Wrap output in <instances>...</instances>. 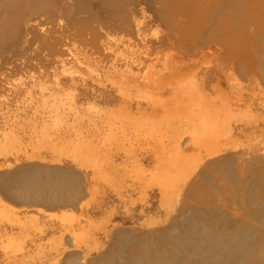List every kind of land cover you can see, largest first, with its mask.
Returning a JSON list of instances; mask_svg holds the SVG:
<instances>
[{"label":"rangeland","instance_id":"374dc122","mask_svg":"<svg viewBox=\"0 0 264 264\" xmlns=\"http://www.w3.org/2000/svg\"><path fill=\"white\" fill-rule=\"evenodd\" d=\"M100 1L0 0V208L37 221L0 219V246L6 235L22 246L0 247V264H155L154 255L172 261L179 252L182 264H205L193 254L204 227L248 230L244 262L264 264V197L239 202L244 190L228 187L239 171L212 167L238 153L248 172L264 155V120L232 121L233 140L204 129L201 145L189 142L185 121L151 122L189 84L244 90L242 104L264 117V0ZM223 143L236 147L224 154ZM75 144L92 147L101 174L73 159ZM160 150L185 159L166 196L151 178L167 158ZM63 212L73 219L62 222Z\"/></svg>","mask_w":264,"mask_h":264},{"label":"bare ground","instance_id":"6f19581e","mask_svg":"<svg viewBox=\"0 0 264 264\" xmlns=\"http://www.w3.org/2000/svg\"><path fill=\"white\" fill-rule=\"evenodd\" d=\"M118 0H101L100 3L101 4H115ZM124 2V1H123ZM28 3V1H27ZM125 4V3H123ZM257 43V42H256ZM195 46V45H194ZM259 53H261V51H259ZM262 54V53H261ZM244 66V65H243ZM258 69L261 70L260 72H262V76L264 77V58L263 59H260L259 62H258ZM136 74H134L135 76ZM133 76V77H134ZM137 77V76H136ZM262 77V78H263ZM132 78V77H131ZM234 78V76H233ZM136 79V78H134ZM193 79V78H192ZM235 81H236V78H234ZM263 80V79H262ZM127 81V80H126ZM134 81V80H133ZM144 81V80H143ZM205 81V80H203ZM233 81V82H235ZM260 81V80H259ZM125 82V81H124ZM135 82V81H134ZM192 82V81H191ZM194 82V81H193ZM130 83V82H129ZM185 83V82H184ZM236 83V82H235ZM137 84V83H135ZM201 84V83H200ZM120 85V84H119ZM131 84H129L130 86ZM142 85V84H140ZM155 85V84H154ZM158 85V84H156ZM218 85V86H217ZM223 85V84H221ZM220 83L219 84H216L215 87H217L215 89V92L213 94H211L209 92L208 94V91L205 92V88H203L202 86H205L204 84L201 86V87H195L194 85L192 84H189V85H184V86H179L176 88V94L173 93V96L171 100H169L170 102H166L165 104L163 103L162 104V107L164 108V113L163 115H161L160 117H155V118H152L151 122L154 120V122H160L162 120H174V119H177L179 121H185L186 124L189 126V127H192L193 128V131L190 132V139H189V142H191L193 145H201V144H204L203 142V139H205L207 141V137H208V134L204 132V129H211L213 132H216V130L219 131L220 130H224V131H227V135L226 137L228 136H231V140L232 137L234 136V134L231 132L230 128L233 129V127H231L230 125L233 124L231 123L232 121H236L239 117L243 118L247 123L250 122L252 124H256L257 121H263L264 120V117L262 118H257V112H255L254 110V107L249 104V103H246V104H242V97H243V94L244 92L247 93L246 91L244 90H241L242 92H238V91H235L234 93H229V92H233V89H231L229 92H227L223 86H221ZM231 85V84H230ZM245 85V84H243ZM128 86V85H127ZM128 86V87H129ZM133 86V85H132ZM144 86V85H143ZM197 86V85H196ZM213 86V85H212ZM236 86V85H234ZM239 86V85H238ZM122 87V86H121ZM228 87V86H227ZM120 88V87H119ZM213 88V87H212ZM123 89V88H122ZM128 89V88H127ZM236 89V88H235ZM211 90V89H210ZM214 90V89H213ZM124 92V91H123ZM141 94V93H140ZM51 96V95H49ZM57 97V96H56ZM72 99V98H71ZM50 101V100H49ZM56 101V100H55ZM58 101V100H57ZM49 103V102H48ZM56 103V102H55ZM59 103V102H58ZM57 103V104H58ZM63 103L60 102V106L62 105ZM65 104V103H64ZM70 104V102H69ZM75 104V103H74ZM46 105V104H45ZM54 105V104H53ZM56 106V105H55ZM54 106V107H55ZM53 107L52 105L49 107L51 108ZM64 108V107H63ZM44 109V108H43ZM48 110V109H47ZM54 110V109H53ZM53 110H52V113H53ZM56 112L57 110H59L58 112L60 113V109H55ZM69 111V110H68ZM101 111V110H100ZM59 113H55V116H59L58 114ZM156 113V112H155ZM62 114V113H61ZM50 115V114H49ZM44 117V116H43ZM50 117V116H49ZM115 117V116H114ZM153 117V116H152ZM56 118V117H54ZM142 118V117H141ZM68 119V118H67ZM143 119V118H142ZM147 119V118H145ZM57 120V118L55 119ZM101 120V119H100ZM239 120V119H238ZM147 121V120H146ZM145 121V122H146ZM53 122V120H52ZM179 123V122H178ZM264 123V121H263ZM50 124V123H49ZM62 124V123H60ZM58 124V125H60ZM69 124V123H68ZM149 124V123H148ZM156 124V123H155ZM171 124V123H170ZM66 125V124H65ZM143 125V124H142ZM141 125V129L143 128V126ZM147 125V123L145 124ZM144 125V126H145ZM153 125V124H152ZM157 125H161V124H157ZM156 125V126H157ZM164 125V124H163ZM146 127V126H145ZM155 127V126H154ZM161 127V126H160ZM166 128V127H165ZM47 129V128H46ZM58 129V128H57ZM151 129V128H150ZM78 130V129H77ZM149 130V129H148ZM156 130V127L155 129L152 128L151 132L152 134H154L153 132ZM81 131V130H80ZM46 132V131H45ZM11 133V132H10ZM48 133V132H47ZM80 133V132H79ZM158 133V131H157ZM156 133V134H157ZM77 134V133H76ZM81 134V133H80ZM165 134V133H164ZM182 134V133H181ZM151 135V134H149ZM212 135H214L212 133ZM53 136V135H52ZM210 136V135H209ZM8 137V136H7ZM167 137V136H166ZM10 138V137H9ZM50 138V137H49ZM174 139V136L171 137ZM181 136H175V139L174 141L176 143L179 142ZM186 138V137H185ZM184 138V139H185ZM189 138V137H187ZM239 138V137H238ZM237 138V139H238ZM51 139V138H50ZM65 139V138H64ZM235 139V140H237ZM260 140V138H258ZM258 139H255V142L256 140ZM264 139V138H262ZM11 140V139H10ZM161 140V139H160ZM183 140V139H182ZM186 140V139H185ZM185 140H184V143H185ZM188 140V139H187ZM186 140V143L188 142ZM229 140V139H228ZM228 140L226 144H228ZM14 141V140H13ZM48 141V140H47ZM63 141V140H62ZM12 142V141H11ZM69 142V141H68ZM214 142V141H212ZM233 142H237V141H233ZM253 141V143H255ZM259 142V141H257ZM5 143V142H4ZM10 143V141H9ZM44 143V142H43ZM50 143V142H49ZM54 144V142H52ZM58 143V142H57ZM60 143V142H59ZM211 143V142H210ZM219 143V142H218ZM221 143L220 142V146H221ZM225 143V141H224ZM224 143L222 144V146L224 145ZM238 143V142H237ZM240 143V142H239ZM51 144V143H50ZM49 144V145H50ZM52 144V145H53ZM67 145L66 146H63L62 147V150L61 151H67L68 152V149H69V145L68 143H66ZM188 144V143H187ZM214 144V143H213ZM225 144V145H226ZM234 144V143H233ZM256 144V143H255ZM254 144V146H255ZM264 145V142L262 143ZM56 145V143H55ZM81 144L79 145H76L75 144V147H77V150H75V154H74V160L78 161V163H81V164H86L89 166H92L93 169L95 167V171L97 172H94V173H100V169H101V163L99 164L96 160V158H91V154L92 152L94 151H91L90 149V145H82L80 146ZM176 145V144H175ZM181 145V144H180ZM189 145V144H188ZM239 145V144H238ZM253 145V144H251ZM209 146V144H208ZM219 146V149H222L223 148H226V146L220 148ZM228 146H229V149H228ZM227 146L226 150L228 149V151L225 153L222 152V155L228 153L231 148H234L236 147V145L233 147V146H230V143L229 145ZM54 147V145H53ZM80 147V149H78ZM182 147V146H181ZM211 147V146H210ZM215 147V146H213ZM217 147V146H216ZM252 147V146H251ZM52 148V147H51ZM60 148V147H59ZM55 150L53 152H56V147L52 148V150ZM61 149V148H60ZM215 149V148H214ZM250 149V148H249ZM238 150V149H236ZM220 151V150H219ZM233 151V150H232ZM239 151V150H238ZM250 151V150H249ZM235 152V150L233 151ZM232 152V153H233ZM260 150L257 151V155L259 157V159H261L260 161H257V162H253V163H250V168L247 172V168H244L245 166H242V158H241V155L236 153V154H233L235 156H231L227 159H221L219 162L217 161L216 164H213L211 163L212 167L215 168L217 167L219 170L221 171H225L224 173L226 174H229L230 173V168H236L237 171H239V173L241 174V177L240 179H236L233 175H228L231 176L229 177L231 180H229L230 182H232V184L234 185L233 187H231L230 185H228L229 188H231L232 191H239V190H244V193H241L240 195V198H238V201H252L254 198H255V195H258V198L259 200H261V198L264 197V165H261V161H264V155H262L261 153H259ZM264 152V151H263ZM165 154L167 155V158L164 159L162 162L158 163V167H157V170L156 172L152 175L153 177L152 180L156 183V185L158 186V189L161 191L162 195L163 196H166L168 195V193L170 192L171 188H173L174 186V181L176 180V174L178 173V171L180 169H182L181 167L184 165L185 163V159L182 158V156L180 154H178L177 152H173L171 150H160L159 154ZM224 153V154H223ZM231 153V154H232ZM210 154V153H209ZM214 154V153H213ZM216 154V153H215ZM215 154H214V157H215ZM217 154H221L217 152ZM218 155H216L217 157ZM248 156V155H247ZM216 159V158H215ZM241 160V161H240ZM247 161V160H246ZM250 161V159H249ZM88 163V164H87ZM235 166H234V164ZM208 164V163H207ZM229 164V165H227ZM261 165V168L259 170H256L255 168H257V165ZM164 165V166H163ZM237 165L239 166V168H237ZM208 166V165H207ZM210 166V164H209ZM208 166V167H209ZM106 168V167H104ZM135 168V167H134ZM103 169V168H102ZM101 169V170H102ZM255 171H254V170ZM104 170V169H103ZM102 170V171H103ZM129 171V170H128ZM102 173V172H101ZM100 173V174H101ZM133 173V172H132ZM136 173V171H135ZM144 174V173H143ZM28 177H30V181L28 183L31 184V186L35 187L37 185V182L35 181L36 177L34 175V173L32 172L31 174H27ZM103 175V174H102ZM104 176H106L104 174ZM109 176V175H108ZM104 178V177H103ZM1 179V178H0ZM108 180V179H107ZM31 182V183H30ZM89 190L91 191V188H89ZM229 195H233V193L229 194ZM30 197H26V199H28ZM39 200H44L43 197H39L37 198ZM248 201V202H250ZM40 202V201H39ZM248 209V208H247ZM264 210V209H263ZM262 210V211H263ZM261 211V209L257 212V214H259V216L261 218H263L264 214H262L263 212ZM252 214V213H251ZM256 214V216H257ZM27 215V214H26ZM253 215V214H252ZM259 216H258V219H259ZM30 217V215H29ZM28 216H23L22 218L19 217L18 214L15 213V211L11 208H8L6 207L5 205L4 206H1L0 208V219H6L8 221H11V223L13 224H17L19 226H24L27 222H37L36 220L35 221H32L29 219ZM34 217V216H33ZM35 218V217H34ZM33 218V220H34ZM59 218L62 222H68L70 220L73 219V215L69 214V213H61V215H59ZM244 221V220H243ZM258 221V220H257ZM241 222V221H240ZM247 222V221H246ZM260 222V219L259 221ZM262 223V222H261ZM241 224H243L241 222ZM240 224V225H241ZM248 224V223H247ZM247 224L245 225V227H247ZM249 225V224H248ZM262 225V224H261ZM196 226V225H195ZM252 226V225H251ZM263 226H264V223H263ZM242 227V225H241ZM254 227V226H253ZM234 228V227H233ZM259 229V228H258ZM262 229V228H261ZM230 230V229H229ZM227 231V233H223V235H216L214 232H212L210 229H208L207 227H204L203 228V236L199 239V241H195L197 247H194L193 248V254L195 256H202L205 260V264H235L233 261H239V259H243L242 262L245 263L244 261H247L249 260L248 258V249L249 247L251 246V244H249V242L251 241H248V236L247 233H248V230L244 229V228H237V229H234V230H230V231ZM254 230V229H252ZM256 230V229H255ZM188 231V230H187ZM225 232V231H224ZM252 232V231H251ZM258 233V231H257ZM252 234V233H251ZM256 234V233H255ZM249 235V233H248ZM254 235V234H252ZM5 238L2 239L1 241V246L4 251H6L7 249L11 248V249H15L16 251L17 250H21L22 249V246L20 244V241L17 240V238H15L14 236L12 235H6L4 236ZM74 239V238H73ZM209 239H212V243H210ZM257 241V240H256ZM75 242V240H74ZM251 243V242H250ZM257 243V242H256ZM254 246V244H253ZM75 248V247H74ZM78 248V247H77ZM159 251V249H157ZM162 250V249H161ZM160 250V251H161ZM259 250V249H258ZM73 251V250H72ZM163 253H164V250H163ZM180 256H177L174 260H168L166 258H159V257H156L155 258L157 259V263L158 264H182L183 260H184V252H179ZM156 254V253H154ZM165 254V253H164ZM78 255V254H76ZM74 254V256H76ZM163 255V254H162ZM167 255V253L165 254V256ZM159 256V255H158ZM164 256V257H165ZM216 256H218V258H215ZM78 256H76V259ZM80 257V256H79ZM247 259V260H245ZM136 261V260H135ZM151 261V260H150ZM154 262V261H152ZM151 262V263H152ZM155 262V264H156ZM253 262V261H252ZM133 264L135 262H132ZM245 263V264H246ZM135 264H141V263H138L136 261ZM240 264V263H238Z\"/></svg>","mask_w":264,"mask_h":264}]
</instances>
